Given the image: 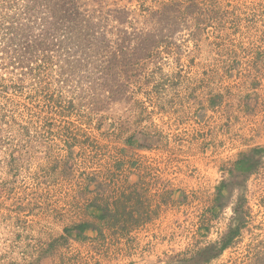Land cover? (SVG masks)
Returning a JSON list of instances; mask_svg holds the SVG:
<instances>
[{"label":"rangeland","instance_id":"1","mask_svg":"<svg viewBox=\"0 0 264 264\" xmlns=\"http://www.w3.org/2000/svg\"><path fill=\"white\" fill-rule=\"evenodd\" d=\"M169 1L156 29L172 36L130 72L126 101L93 112L87 93L71 119L12 139L15 153L0 142V264H178L219 242L240 206L241 235L210 264L264 263V153L215 207L239 158L264 148V0Z\"/></svg>","mask_w":264,"mask_h":264},{"label":"trees","instance_id":"2","mask_svg":"<svg viewBox=\"0 0 264 264\" xmlns=\"http://www.w3.org/2000/svg\"><path fill=\"white\" fill-rule=\"evenodd\" d=\"M161 1L157 12L149 7L139 10L128 0H0V142L15 153L12 139L28 137L32 133L28 126L49 114L71 119L75 104L82 106L87 93L93 112L126 101L130 72H136L140 60L153 59L156 49L172 36L168 28L156 29L158 21L171 19L173 10L172 1ZM147 2L143 0V5ZM65 104L67 111L70 108L66 113ZM36 106L45 110L37 112ZM263 153L264 148H256L239 158L229 171L231 181L218 188L215 207L226 205L224 191L241 188L259 169ZM92 207L100 212V223L114 220L109 205ZM242 210L235 208L236 224L219 242L178 264L218 259L242 233ZM93 227L97 229L89 224L77 229L82 235Z\"/></svg>","mask_w":264,"mask_h":264}]
</instances>
